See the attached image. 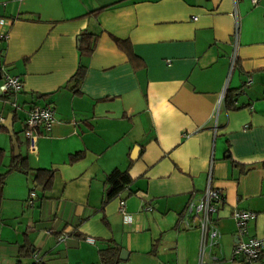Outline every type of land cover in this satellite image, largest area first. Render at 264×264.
Returning a JSON list of instances; mask_svg holds the SVG:
<instances>
[{"label": "crops", "instance_id": "crops-1", "mask_svg": "<svg viewBox=\"0 0 264 264\" xmlns=\"http://www.w3.org/2000/svg\"><path fill=\"white\" fill-rule=\"evenodd\" d=\"M235 9L232 0H0V84L3 72L22 81L0 92V174L17 156L12 137L30 168L54 170L33 206L31 176H6L0 264H16L26 242L42 264H101L109 240L128 253L120 264H198L200 232L178 221L209 177L225 202L204 264H264L232 253L234 210L254 212L246 235L264 236V0ZM87 33L94 48L80 57ZM47 103L55 122L30 151L27 112ZM115 168L132 181L105 200Z\"/></svg>", "mask_w": 264, "mask_h": 264}, {"label": "built area", "instance_id": "built-area-1", "mask_svg": "<svg viewBox=\"0 0 264 264\" xmlns=\"http://www.w3.org/2000/svg\"><path fill=\"white\" fill-rule=\"evenodd\" d=\"M234 5V12L236 11V0H232ZM258 0H251L254 5ZM236 13V12H235ZM1 23V20H0ZM4 35L0 32V39ZM236 58L233 54L230 59V71L235 66ZM251 79L246 81V85L250 83ZM22 87V81L17 75H10L6 72L2 74V82L0 84V92L15 93L19 92ZM224 93L222 94V97ZM55 122L54 105L47 103L44 105H33L27 112L24 126V136L27 142V147L30 151H34L36 143L42 133L48 132L52 124ZM37 197V191L32 188L29 191L26 199L27 206H33ZM225 202L224 193L216 187H213L208 178L206 187L199 197L194 198L190 196L185 206L183 207L178 221V227L187 228L195 225L200 232L199 251H198V264H204L207 253L219 244V231L217 229L213 214H215ZM119 209L124 215V219L130 220V217L124 211V201H120ZM150 209V207H147ZM256 214L250 210H234L232 217L235 221L236 232L235 242L233 245L232 253L235 258H241L247 262H256L264 258V236H247V225L255 218ZM195 220V223H190V220ZM49 233V231H48ZM68 233L64 232L58 236L59 241H64L68 238ZM213 257V256H212ZM32 258L35 262L40 259L37 254H33ZM215 258V257H213Z\"/></svg>", "mask_w": 264, "mask_h": 264}, {"label": "trees", "instance_id": "trees-1", "mask_svg": "<svg viewBox=\"0 0 264 264\" xmlns=\"http://www.w3.org/2000/svg\"><path fill=\"white\" fill-rule=\"evenodd\" d=\"M95 44V37L93 34L87 33L82 34L81 38L78 42V50L80 57L88 56L92 53ZM86 73V68L79 64L76 72L72 76V80L77 84L84 77ZM233 90H227L224 94V99L226 101V105L228 108H234V94ZM239 92L236 93V95ZM82 156V153L73 154L70 158L71 160H75ZM17 171L23 173L25 175L31 176V181L33 184V188H41L42 192H47L50 190L52 186L54 170L48 168H38L32 169L28 165L27 159L17 155L13 157L8 164L7 169L0 174V200L2 195V188L5 181L6 176L13 172ZM132 179L126 170H120L118 168L113 169L109 174H107L105 178V183L107 185L106 189V199L109 200L118 194H120L124 189H126ZM35 252L32 251V247L29 243H25L19 247L18 255L16 258V264H27L25 260L30 258ZM120 248L112 241L109 240L106 243L105 248H101L98 252L99 259L101 264H120L119 260ZM30 264H42L40 261H33Z\"/></svg>", "mask_w": 264, "mask_h": 264}, {"label": "water", "instance_id": "water-1", "mask_svg": "<svg viewBox=\"0 0 264 264\" xmlns=\"http://www.w3.org/2000/svg\"><path fill=\"white\" fill-rule=\"evenodd\" d=\"M12 141H13V144H14V153H15V155H18V143H17L15 137H12ZM137 148H138L137 146L134 147V149L132 151V156H131L132 159L136 155ZM37 190L38 191H42L41 188H37ZM127 256H128L127 251H125L124 249H121L120 250V253H119V259L120 260H126L127 259Z\"/></svg>", "mask_w": 264, "mask_h": 264}, {"label": "rangeland", "instance_id": "rangeland-1", "mask_svg": "<svg viewBox=\"0 0 264 264\" xmlns=\"http://www.w3.org/2000/svg\"><path fill=\"white\" fill-rule=\"evenodd\" d=\"M230 75H231V73H230ZM230 75H229V76H230ZM229 78H230V77H229Z\"/></svg>", "mask_w": 264, "mask_h": 264}]
</instances>
